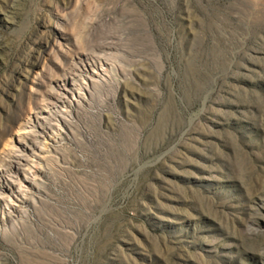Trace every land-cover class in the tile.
Masks as SVG:
<instances>
[{"label":"rangeland","instance_id":"374dc122","mask_svg":"<svg viewBox=\"0 0 264 264\" xmlns=\"http://www.w3.org/2000/svg\"><path fill=\"white\" fill-rule=\"evenodd\" d=\"M0 264H264V0H0Z\"/></svg>","mask_w":264,"mask_h":264}]
</instances>
